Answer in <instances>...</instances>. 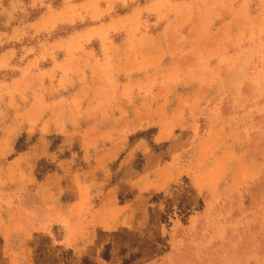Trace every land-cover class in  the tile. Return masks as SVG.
Returning <instances> with one entry per match:
<instances>
[{"label":"rangeland","instance_id":"374dc122","mask_svg":"<svg viewBox=\"0 0 264 264\" xmlns=\"http://www.w3.org/2000/svg\"><path fill=\"white\" fill-rule=\"evenodd\" d=\"M4 48L14 55L0 68V264L70 263L68 233L95 208H137L116 178L147 160L151 177L157 163L174 169L178 190L138 202L154 211L152 240L112 215L122 225L103 259L264 264V0H0ZM113 142L111 182L98 185L83 169ZM66 158L81 174L64 177L61 196L60 175H47ZM78 189L87 199L69 224L54 213Z\"/></svg>","mask_w":264,"mask_h":264},{"label":"crops","instance_id":"0c3cea01","mask_svg":"<svg viewBox=\"0 0 264 264\" xmlns=\"http://www.w3.org/2000/svg\"><path fill=\"white\" fill-rule=\"evenodd\" d=\"M11 55H14L11 49L4 48L0 51V68H3L5 64L10 60ZM100 74L103 75V71H100ZM62 79V78H61ZM20 80L13 81L12 83H18ZM94 102H98V99H94L90 102V104H93ZM154 105V113L152 116V122H156L155 120L160 119V116L164 115L163 106L161 104H153ZM117 106V103H116ZM146 118L149 116L148 113L145 114ZM148 119V118H147ZM173 120V116L170 118ZM149 121V119H148ZM168 125H164L159 128L157 131L158 135H163L164 130H166ZM74 136L72 134H66L63 136V138L67 139L66 144L64 148L59 149L55 152V154L63 153L64 151H68L69 144L71 143V139H73ZM3 134L0 136V157H4V152L7 150L5 149V142L3 140ZM70 139V142L68 141ZM70 147V146H69ZM120 149V146L118 142L110 143L104 148L99 155L95 157L94 162H90L89 165L86 166L83 170L85 171L84 177L90 178L91 181L96 182L98 185H104L111 182V176L110 174H113L110 172V163H112L113 160L116 159L118 150ZM43 152L45 154H49L48 151H45L43 149ZM34 154V150H28L24 154V156H29ZM54 153V151H53ZM152 157V155L148 156ZM127 161V163H129ZM56 171L55 172H49L48 177H55L56 175H60L58 184H54V187H56L57 191H59V188L61 189V196L63 195L62 190V184L64 182V177L68 175V179L70 176H72V179H75L74 173H77L78 175L81 174L80 172H74L73 170L79 169L78 167L73 169L69 163V160L66 159H59L56 162ZM126 165V164H125ZM150 160H147L145 162V166L140 170L133 173H129V170L127 168H124V172L119 175L117 179L116 187H125L126 189H134V193L132 196H136L134 199L137 203L135 204V207L137 208H128L124 210V213L121 212L122 210H118L116 206L106 205L102 207H97L94 209V211L91 212L90 217L92 219L88 220V224L80 225L77 229H72L67 236V242L66 247L72 248V256L69 258L70 263L68 264H82L83 259L86 255L88 256V264H119V262L115 258H111L110 260H105L100 256L101 249L103 248L105 242L108 240H115L117 239L116 236V229L118 226L124 224V230L126 231H136L140 233V236L142 237L145 235L148 239L152 238V235L156 230L151 227L152 225L147 224L148 217L151 215V217L154 216V211L149 210V208H146L145 206L139 207L137 204L138 202H141L143 198H147L148 196H152L155 193L169 190V196L174 195L175 191L178 190L177 185L174 186L176 181L179 179V174L175 173L176 171L174 169L169 170L168 165L166 163H157L156 167L154 168V174L155 177H151L150 171L146 172L151 168ZM119 166V165H118ZM82 168V167H81ZM80 168V169H81ZM58 172H61L58 174ZM74 172V173H73ZM117 173V172H116ZM64 174V175H62ZM48 179V178H46ZM115 179V180H116ZM47 181V180H46ZM65 181H67V178H65ZM200 182V179L198 180ZM202 185V184H200ZM105 191H107V194L103 196H111L112 193H114V190L111 189V186L105 187ZM110 191V192H109ZM60 192V191H59ZM59 192H53L50 191L49 193H45V196H58ZM76 199L73 201L71 207H67L64 210H61L60 212L54 213L56 216L58 213L61 215L64 220H66L69 224L73 223L72 221L75 220L76 217L80 216L82 212V208L80 209V206L84 205V201L87 199V196H85V193L82 192L81 189H78L76 193ZM57 211V210H55ZM53 213V212H52ZM123 213L124 219L122 224H111L109 220L112 215L114 217H117L118 215H121ZM105 218H108V220H105ZM75 226V225H73ZM151 227V228H150ZM158 227L157 229L160 231V233H164L168 231V228H162L160 225H156ZM80 229H84L83 232ZM100 235H104V240L100 239L98 240V237ZM152 240V239H151ZM57 264V263H52ZM121 264V263H120Z\"/></svg>","mask_w":264,"mask_h":264}]
</instances>
